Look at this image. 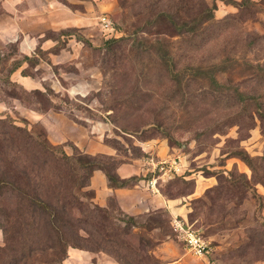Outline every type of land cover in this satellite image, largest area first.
Listing matches in <instances>:
<instances>
[{
	"label": "rangeland",
	"instance_id": "obj_1",
	"mask_svg": "<svg viewBox=\"0 0 264 264\" xmlns=\"http://www.w3.org/2000/svg\"><path fill=\"white\" fill-rule=\"evenodd\" d=\"M58 1L70 12L84 11L81 1ZM95 1L102 5L89 13L86 25L60 26L55 17L61 11L52 7L54 24H41L39 32H25L32 25L0 4V177H26L40 194L58 195L64 201V212L59 210L73 218L62 236L73 240L72 230L80 227L74 244L82 249L118 257L119 264H157L153 249L166 235L174 237L168 216L158 211L129 220L112 202L108 213L119 228L113 229L103 212L90 211L93 191L84 186L88 178L78 158L113 176L121 160L145 158L140 142L159 138L184 157L187 169L215 178L190 199L187 215L210 241L208 264H264V2L253 0L241 11L215 0L214 15L223 21L193 38V47L191 40L166 43L175 54L165 61L158 43L150 49L147 40L168 37L170 28L151 27L136 42L127 38L145 22L152 0ZM165 1L170 9L179 4ZM199 1L186 0L182 16L199 12ZM25 3L36 6L38 0ZM100 15L110 18L115 36L104 32ZM110 36L124 39L107 43ZM212 75L225 87L214 84ZM236 89L260 105L263 115L255 112L256 104L237 107ZM12 125L26 128L33 140ZM37 136L72 158L55 162L39 150ZM94 137L117 156L90 154L74 144L75 138ZM237 150L249 154L252 167L234 155ZM163 188L171 195L192 189L181 178ZM13 201L12 193L0 195V222L8 229L5 235L0 226V264H63L67 252L63 257L64 251L46 247L53 235L18 238L14 232L22 227L13 218L5 222L3 213L12 217ZM76 214L81 218L74 219ZM44 221V215L36 217L35 227L45 231ZM107 234L118 238L115 245L96 248L90 242ZM28 245L39 250L28 251Z\"/></svg>",
	"mask_w": 264,
	"mask_h": 264
},
{
	"label": "crops",
	"instance_id": "obj_2",
	"mask_svg": "<svg viewBox=\"0 0 264 264\" xmlns=\"http://www.w3.org/2000/svg\"><path fill=\"white\" fill-rule=\"evenodd\" d=\"M26 0H0V4L8 11L14 13V17H23L24 20L32 25V28L26 31H42L37 28L45 24L43 28H48L54 24L53 12L49 8H58L61 13L55 17L60 26H81L86 25L92 10L101 7L102 3L96 5V1L78 0L84 3V11L70 12L58 0H38L36 6L34 3H28ZM23 5V7H22ZM29 7V8H27ZM42 8V9H41ZM101 16V15H100ZM98 16V20L99 17ZM106 16V15H105ZM108 17V16H107ZM109 18V17H108ZM110 19V18H109ZM99 22V21H98ZM37 28V29H35ZM35 29V30H34ZM21 30V28H20ZM74 144L83 151L95 154L105 153L117 156L115 149H110L104 143L94 138L85 141L74 139ZM142 151L145 153L143 159L121 160L113 170V176L119 179H132V182L126 186L111 185L106 173L101 169L93 170L89 178L88 188L93 191V202L101 207H109L113 202L117 209L134 217L165 211L170 219L178 217L187 220L190 211L189 201L202 194L207 188L215 183L214 176H203L200 173L187 169V162L182 157V170L174 178H181L191 183L192 189L186 194H173L165 191L164 184L174 179H166L158 188L157 192L152 191L147 180L152 175L150 172V159H163L175 156L173 147H169L164 140L159 138L149 139L140 142ZM190 171L187 173L186 171ZM166 238L159 242L153 249V254L157 259V264H208V255H194L189 251L184 243L176 237L166 235ZM2 233L0 231V242ZM63 264H119L116 260L111 259L103 251H89L75 247H69L67 256Z\"/></svg>",
	"mask_w": 264,
	"mask_h": 264
},
{
	"label": "trees",
	"instance_id": "obj_3",
	"mask_svg": "<svg viewBox=\"0 0 264 264\" xmlns=\"http://www.w3.org/2000/svg\"><path fill=\"white\" fill-rule=\"evenodd\" d=\"M192 1V0H191ZM225 3L231 4L237 8H239L242 11V8H249L253 4V0H223ZM264 2V0H262ZM176 2H179L178 6L174 9H170L171 7L169 6L168 3H166L165 0H152L149 4L150 10L147 11L146 14V20L143 24L135 25L131 31V34L127 38L132 40L133 42L138 40V35L139 32H147L148 30L151 29V27L154 26H166L170 28L171 31H169L168 37H162L159 39H153L147 42L149 43L150 49H154L156 44L158 43V56L159 58L166 60V57L168 56L169 58H173L174 52H169L170 49L174 48L173 46L170 47L169 44L166 43H176V42H185L187 43L189 40H191L189 47H193L195 45L194 39L193 38H198L200 35H202V32L204 30H207L209 27H213L218 25L221 20L220 18H216L214 15V10L216 9V2L215 0H212V2L209 4L205 0L199 1L197 4L198 6H201V10L197 12L194 15H186L185 17L182 16L183 9L187 7L186 5V0H176ZM176 5V4H175ZM196 5V4H195ZM244 10V9H243ZM233 16V15H231ZM112 36H115L114 34ZM110 36L109 39L107 40V43H109L111 40H113V43L119 42L123 37L114 38ZM176 39H172V38ZM113 38V39H112ZM201 38V37H200ZM199 38V39H200ZM153 41V42H151ZM165 44V45H164ZM162 45V46H161ZM165 46H168V48H164ZM196 48V47H195ZM171 61H174V59H171ZM174 65V62L172 66ZM171 65L166 62V71L171 72L173 69L170 67ZM172 69V70H171ZM200 70V69H199ZM211 80L213 81L214 84L219 86V88L225 87V85H222L217 82L216 78L212 75ZM218 88V89H219ZM237 96L238 98L236 99V104L237 107L238 105H241V107H247L251 104H256L255 105V112H258L260 116L263 115V109L258 106L255 101H252L250 97H248L245 93L239 91L236 89ZM13 124V123H12ZM13 128H17L25 132L26 138L33 140V136L31 133L26 129V128H21L17 127L15 125H12ZM36 143L39 147V150L44 153L53 156V159L57 163H62V161L65 159L66 161L70 160L72 157L67 156L64 154L61 150L56 149L53 145H51L46 139H43L39 136L35 137ZM234 155L238 156L241 158L249 167H252V159L249 156V154L245 150H237L235 151ZM78 163L80 164V167L86 169V177L88 178V181L84 184V186H89V178L95 169H101L103 170L107 177L109 178L110 184L111 185H117V186H126L132 182V179H119L117 177H114L110 175L104 168L101 166H96L92 167V163L90 161L88 162H81L80 159L78 158ZM56 176V174H55ZM54 177V174H53ZM175 177V176H174ZM173 177V178H174ZM28 181V182H27ZM165 180L159 179L157 181V189L159 188V185ZM167 181V180H166ZM31 182L24 177L23 180H12L10 177H0V195L4 194L5 192L12 193L15 201H13L15 209L12 211V217L9 216V213H3L4 220L8 224L9 222L11 223L13 220L14 222L18 223L19 226L22 227V230L19 232H14L18 236V238H21L23 236L30 237L33 235H38V234H46L49 236L53 235L50 239V243L46 245L48 249H51L52 251H64L65 253L63 254V257L65 256L67 250L69 247H75L82 249V246H79L78 244H74V241L79 237V228H74L72 232L76 237H74L73 240L70 239H65L63 238V231L66 230V228H69L72 224L71 219V213L69 216L64 215V201L57 195H44L40 194L38 191L33 190L30 186ZM112 203V202H111ZM110 203V204H111ZM77 204V210H81L82 204L81 202L76 203ZM114 204V203H113ZM91 209L90 211L97 214L98 212H103L106 217L108 218L110 224L113 226V229H119L117 227V224L113 222L112 216L108 213V207H101L95 203H91ZM116 207V206H115ZM117 208V207H116ZM59 209L63 210L61 212ZM72 209H70L71 211ZM122 213V215L126 216L127 219L133 220L134 216L129 215L124 213L123 211L117 209ZM161 212V211H160ZM165 212V211H162ZM167 215V213L165 212ZM40 215H44L45 221L43 223V231L40 228H36V223H35V218L40 217ZM168 216V215H167ZM74 217V216H73ZM13 218V220H12ZM81 218L80 215L76 214L74 219H79ZM111 220V221H110ZM94 225L97 223V220L92 221ZM99 222V221H98ZM186 222L190 225V227L194 230H199L197 227H195L194 223L192 220H190L187 217ZM99 222V226L100 227ZM168 223L169 226L172 230L171 226V219L168 217ZM102 224V223H101ZM134 225V224H133ZM0 226L2 227L5 235L8 234V229L7 225H4L3 223L0 222ZM127 228V227H125ZM81 229V228H80ZM105 229V228H103ZM13 230L11 229V232ZM13 233V234H14ZM174 237L178 238L176 233L173 232ZM203 237L205 235L201 233ZM206 238V237H205ZM116 239L118 240L117 237L112 236V235H104L100 237H95L93 240L91 239L90 242L96 248L98 245H101L103 243H111L115 245ZM73 242V243H72ZM28 251H34V250H39V247L36 245H28L27 249ZM116 251V250H115ZM116 260L121 263L120 259L116 257Z\"/></svg>",
	"mask_w": 264,
	"mask_h": 264
},
{
	"label": "built area",
	"instance_id": "obj_4",
	"mask_svg": "<svg viewBox=\"0 0 264 264\" xmlns=\"http://www.w3.org/2000/svg\"><path fill=\"white\" fill-rule=\"evenodd\" d=\"M99 23L105 33L112 35L114 33L111 20L101 15ZM150 172L152 175L147 180L149 188L157 192V181L159 179H170L178 175L182 170V159L179 155L171 156L163 159H150ZM171 226L177 237L184 243L185 247L195 255H203L211 250L210 241L203 237L198 230H194L190 225L178 217L171 219Z\"/></svg>",
	"mask_w": 264,
	"mask_h": 264
}]
</instances>
